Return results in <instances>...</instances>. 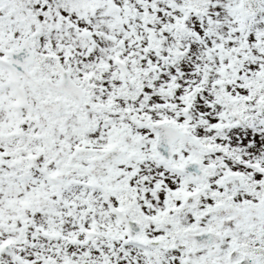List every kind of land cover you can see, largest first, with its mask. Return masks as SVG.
Listing matches in <instances>:
<instances>
[{"label": "snow or ice", "instance_id": "1", "mask_svg": "<svg viewBox=\"0 0 264 264\" xmlns=\"http://www.w3.org/2000/svg\"><path fill=\"white\" fill-rule=\"evenodd\" d=\"M0 264H264V0H0Z\"/></svg>", "mask_w": 264, "mask_h": 264}]
</instances>
